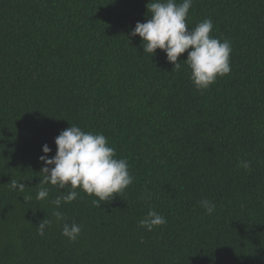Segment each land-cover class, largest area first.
I'll return each mask as SVG.
<instances>
[{
	"label": "trees",
	"instance_id": "obj_1",
	"mask_svg": "<svg viewBox=\"0 0 264 264\" xmlns=\"http://www.w3.org/2000/svg\"><path fill=\"white\" fill-rule=\"evenodd\" d=\"M149 2L0 0V264H264V0H193L189 28L211 19L232 47L230 73L203 91L129 38ZM70 125L107 137L134 178L100 207L79 188L58 209L69 187L36 199L42 146L54 156ZM150 210L166 225L140 227ZM53 211L81 225L76 242Z\"/></svg>",
	"mask_w": 264,
	"mask_h": 264
},
{
	"label": "clouds",
	"instance_id": "obj_2",
	"mask_svg": "<svg viewBox=\"0 0 264 264\" xmlns=\"http://www.w3.org/2000/svg\"><path fill=\"white\" fill-rule=\"evenodd\" d=\"M193 0H152L146 5L150 16L146 22H137L130 31L129 38L139 37L142 42L143 54L154 56L160 50L166 61L178 70L181 63L190 69V80L197 91L208 89L219 77L230 73L231 43L221 41L211 35L213 22L204 19L194 28L187 23L189 10ZM128 40V38H127ZM190 49V51H189ZM187 52V58L178 62V58ZM55 155L47 144L42 146L39 162L42 179L36 195L38 201L49 197V187L58 189L69 187L66 195L57 196L51 203L58 209L62 203H71L76 200L79 188L89 196L95 197L92 203L100 207L101 202L111 201L115 196L123 194L133 183V176L128 170V162L123 158H116V150L109 146L107 137L101 133L85 132L79 126L70 125L60 132L54 140ZM241 168L251 171L250 161L241 160ZM10 187L13 190L24 192L25 184L12 180ZM151 199L148 193L144 197ZM25 202L32 200L31 195L23 196ZM200 206L206 214L215 211V203L202 199ZM52 216L56 223L62 224L61 235L69 242H76L82 232L78 223L66 222L60 211H53ZM52 220L43 219L37 227V234L45 235L46 228L51 227ZM166 218L154 210H150L146 217L139 221V226L152 231L155 227L166 225Z\"/></svg>",
	"mask_w": 264,
	"mask_h": 264
}]
</instances>
